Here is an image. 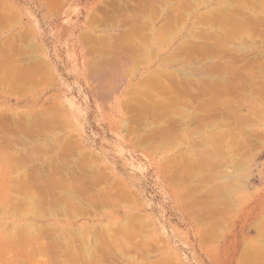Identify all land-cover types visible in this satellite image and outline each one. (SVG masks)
Returning <instances> with one entry per match:
<instances>
[{"label": "rangeland", "instance_id": "1", "mask_svg": "<svg viewBox=\"0 0 264 264\" xmlns=\"http://www.w3.org/2000/svg\"><path fill=\"white\" fill-rule=\"evenodd\" d=\"M114 1L115 0H110V1L109 0H4V1L0 0V5H1L0 7L3 8V9L2 8H0V9L4 10V11H6L7 9H9V10L11 9L10 10L11 13L15 14L14 16L17 19L16 20L14 17V19H13L14 21H12L13 23H11V21L9 24L5 23L6 25H8V27L6 25L2 24V27H4V28L0 27V31H1L0 32V41L5 39L6 36L13 34L14 32L15 33L16 32L17 33H20V32L25 33L26 35L30 34L29 37L31 36V38L27 39L28 42H31V44L28 45L30 48L29 51L31 50V52H30L31 54H29V55H32L31 58L34 62L36 61V59H39L41 62L44 61L45 63H47L46 64L47 66H45L44 64H41L40 61H36V63L38 62L37 64L40 63L39 64L40 68L42 67L41 65H43L44 69L47 70V76L45 77L46 82L44 81V83H42V81H41L42 84L39 82L40 84L32 85V87L34 86L33 89H31L32 88L31 87L29 89V91L28 90H25V92L23 91L24 93H22V91H20L22 93V95H17V93L19 91L16 93L13 92V94L11 92V94H10V91H7L6 89L0 87V113H1L0 117L2 114H5L4 115L5 117L10 116L11 119H9V120H11L12 123L9 120H7L6 122H9L11 124H14L16 116H17V120L21 119L20 121H17V123L19 122L17 125L21 124V125H19L20 127L18 126L19 129L17 131V133L19 132L20 135H22L21 132H23L22 131L23 126H24L23 123L26 124V126H24L25 129L30 128L29 130L27 129V131L35 130V132L33 131L34 132L33 135H31L33 133V132L31 133V131L29 132L30 134L27 133V135L28 134L30 135L29 139L26 138L28 136H25V139H27V140H25V142H26L25 146L23 145L24 142H22V141H21L22 143L15 142L13 144L14 147L11 146L12 144H10L9 150L10 151L13 150V148H15L17 145H21V146L23 145L24 147L23 146L22 147L17 146L16 148L19 147L18 149L22 150L21 152H23V148H25L26 150H28V151L25 150V153L28 152V154L31 153L30 155H32L34 152H36V151H34L35 148L33 150V147H37L38 146L37 143L39 145L44 144V146H45V144L48 145V144L53 143L54 141H60V140H73L74 141L75 140L74 141V142H76L75 145L79 144V147L81 149L80 153L84 154L85 152H87V153L89 152L90 155L93 154V155H95L94 157L97 156V158H95L96 160L94 159L95 164H94V162L91 164V166L94 169L96 167L98 170H100L101 168L104 170L107 169L105 172H107V174L110 176L109 178L112 177L111 180L113 182L117 181V185H119V187L122 185V187L126 191L131 193L134 201H132L130 203H127L129 201L125 200L123 202V204H118V205H115L114 207L108 206L109 208H107V209L104 208L105 209V210L103 209L104 211L102 210V208H99L100 209L99 216H97L93 220L91 218H78V219H76V221L75 220L71 221L72 226H76V225L79 226V225H82L84 223L87 225L90 223H93V222L98 223L100 220H101V222L107 221L108 218L109 219L112 218V220H114V221H121V220H124L125 217L127 218V216H129V215L130 216L135 215L134 217H137V219L139 218L140 220L143 219L142 221H138L139 219L136 220L137 225L142 224L143 226L141 225V227H140V229L142 228L141 231H139L140 229L136 230V227L134 228V230H136L137 234H139L140 236L138 238H136L135 236L133 237L137 240L141 238V240L138 241V243H140L139 246H142V248L140 249V252L138 250V248H140V247L136 248L137 250H135V249L132 250V246L129 245L130 247L128 246V249L127 250L125 249L127 251V254H126V251H125V253L124 252L121 253V251H119V250L117 252L116 251L112 252V254H109V255L104 254L105 259L106 260L108 259L110 261V263L112 262L111 264H154L155 261L163 259V258L167 259L166 261L167 262L169 261L168 263H171V264H260V262L257 261V254H255V253H256L257 249L261 250V248H264V235H262V232H261V230L264 229L263 228L264 226L261 227L262 224H264L263 223V218H264V141L263 142L261 141V138H262V140H264V137H261L263 135L262 132H264V118H263L264 117V110H263L264 99L261 97L264 95V94H261V93H264V86H263L264 74L261 75L259 73L260 71L264 72V68H263L264 65L262 67L259 66V62L262 63V61H260V57H258V56L263 55L262 56L263 58L262 57L261 58H262V60L264 59V48H262L264 46V43H263L264 36H262V35H264L263 34L264 28L262 26H264V25L260 26L261 24H264L263 22L261 23V20H262L261 16H263V19H264V9H263L264 6H263L262 10L259 7H257L259 11L258 10L254 11V12H256L255 16L259 17L261 19V20L257 19L260 21V23L257 22L256 25L258 26L260 24L259 26H260V28L262 27L263 32H261L260 29H259V31L262 34L256 30L257 28L255 29V27H257V26H255L254 29L256 30V32H258V34L256 32H254L255 30L253 28L252 29H253L254 33L251 32L252 29L249 30L248 33L250 34V36L252 37L254 34V35H256V39H253V37L252 38L250 37L251 39L248 38L249 40H246V41L251 43V44H249L247 42L244 43V41L246 39V37H245L244 41H243V39L241 40V43L239 44V46L245 50L248 49V51L246 53H250V52L251 53L247 54L248 56L242 55L243 59L241 56H239V58H241L243 60V62H242V60H239V59H238V61L235 60V62L237 63V64H235L236 67H237L238 63H239V65L241 64L242 66H244L243 65L244 62H246V63H244L246 65H247V63L249 65V63L252 62V66H250V67H251V73L254 74L253 78L255 77L256 73H259L258 75H256V78H254L257 81L252 80L256 83H254V82L251 83L250 81H248L249 83L247 84V82H246L247 78L246 77H245L246 80L239 79L240 77L242 78L244 76L243 74L246 75V73H248L245 70H243V72L245 71L246 73L241 72V73H243L242 76L237 77V79H239L240 82H239V80L237 81L236 79H235L236 80L235 82H236V85H238V84L241 85V83L243 81L242 85L247 84V86L245 85L246 89L250 85L251 88L249 86L248 90H249V88L253 89L252 87H256V86H259L261 84L259 87H256V88H258V90L256 88H254V92L256 90L258 92H260V90H261V93H259V95H261V96H259V97H261L260 98L261 100H259L258 103L262 104L261 107H262L263 112L260 110V113L262 112L263 117L261 115H259L258 118H255V122L253 120V122L255 124L249 125L246 123V125H244V127L249 125V128L248 127H246V128L249 130L252 128L251 132L247 133V131L243 130L244 129L243 124L241 125V128L243 127V129H241V131L243 130V132L242 133L240 132L242 136L244 134V136H243L244 138H246V137H250V138L253 137L254 139L260 138L259 139L260 144H258V142H256L257 139L254 140L253 138H251V139L247 138V140H246L247 143H246V141L243 142L244 143L243 145H245V143H246L247 147H246V145L242 146L240 144L241 148H243V149H241V148H238L239 146L237 147L235 145L236 146V147H234V148H236L235 153L238 154L239 151L242 153V155H240V153L237 155L238 162H240V164L242 165L241 168H239V169L234 168L232 166L231 162L226 158L227 154L224 155V157L227 159L226 163L228 164V166H227V164H226V166L223 165V167L225 166L224 168L222 167V165L220 167L216 166L213 163V161H211L213 163V165L211 162H210L211 164L208 162L210 164L208 166L212 167V169L214 168L213 170H216L217 168H221V169L223 168V170H224L227 167L226 171L227 172L231 171L230 172V179H232V181L230 179L229 180H230V183L234 184V185L231 184L232 187H236V189L235 188L231 189V187H230L231 192L228 190L230 192V195L228 193L229 197L228 196L227 197H228V200L231 202H228L225 200L221 202V200H219V199H217L218 201L216 199H213V198H215V196H214L215 194L212 195V194H208V193H202L205 190L208 191L209 186L207 184L209 182H210L209 185L211 187L215 186V183H213L214 180L211 181L210 178L209 179L206 178L207 175H208V177H211L212 175L209 176L210 171L208 172V170L211 168L206 167L207 164H205V162L203 161L205 156L202 157V161L204 162V164H201L200 162L199 163L202 166H204V170H205V167L207 169L208 168L209 169L205 170L207 172L206 175H203L206 173L203 170V172H204V173L202 172L203 178L200 177L202 175L200 173H198L199 172L198 169L201 171H202V169L196 165L198 163V160L201 161L199 159L201 157L197 156L199 154L197 152H201V148L204 146V142H205L204 139L208 138L207 135H209V136L214 135V132L218 131V126L220 124L221 125L223 124L224 126L227 127L226 123H231L229 121H233V125H235L234 123H237L240 121V118H238L239 120L236 119L237 118L236 116L239 115V113L238 114L236 113L237 115L235 114L236 108H237L238 112H241L240 114H242L244 116L246 113H248V111H247L248 110V108H247L248 100L246 99V95H244L247 90L245 89L244 86L242 87L243 89L237 88V91L239 93H241L242 96L238 95L239 93L236 92V89L232 90L230 93L227 91L228 92L227 94L228 95L230 94L229 98L231 97V93L233 91L236 92V94L233 92L232 94H234V95H232V96H234V97H231V98H233V100L235 99L234 100L236 102V104L234 102L235 106L232 105L233 104L232 102H231L232 104H230L229 100L231 98L227 99L228 95L226 93L225 94L227 95L226 96L227 98L224 97L225 94L223 92H222V94H224L223 97L220 96L218 93H215L216 89L213 87V85L217 83L218 79L220 82V80H221L220 78L222 77V75L225 76L224 79L225 78L231 79V76H230L231 73L228 75V73H229L228 71H226L224 73V72H222L223 70L220 71L218 69L220 72L217 71L214 73V74H216V73L217 74L214 75L213 74L214 70L212 69V68H214L213 65H215L214 63L216 61L218 62V60H219V62L221 61L220 63L224 64V62H226L228 65V62L235 58V57L233 58L232 55H230V53L224 52L226 55L224 53L219 54L220 52L217 54L215 52L207 53V54L206 53L203 54L204 52H202V54L200 52H196V53L191 54L192 52L188 50L189 51L188 53H190L191 55L186 53L187 54V55L185 54L186 57L188 55L192 56L195 54L197 55L198 53L200 54V55L198 54L199 56L198 55L196 56L197 58L195 56L193 58L191 57L192 60L189 57H188V59L186 57H184L187 59V61H186L187 63L189 60H191V61H189L188 64H185L184 61H183L184 62L183 64H180V63H182V60H181V62H178V63H177V61L174 62V61L170 60V57L168 59V56L170 55V53H173V50H175L177 45H180V44L182 45V43H184V40L186 38L190 39V40H191V38H193L194 40H197L198 42L200 41L199 44L203 41V39H204V41L201 44L207 43V40H209L208 42H210V40H211V42L215 41L214 36L212 35L213 37L211 38V34H210V32H212L214 30L213 29V27H215L214 23L211 24V25H213V27H210L209 23H211V22H208V21H206L204 23L202 22L204 24L203 25L202 23H199V22L197 23L195 21V19H197V21H198V19H199L198 17L201 15H204V13L207 14L213 9L215 11L220 7L223 8L227 5L229 6L233 2V0H195V1L192 0L195 6L193 4L192 5L195 8L193 6H189V8H188V4L185 5V7L188 8L186 10H190V7H192L191 11L193 13H190V11L188 13L187 11H185V9H183L184 12H187L185 14H187V15L189 14L188 16H185L186 18L184 17L186 20L184 18H181V17H179L180 20L176 19L177 17L175 19L171 18L172 19L171 21L173 22V26L171 24L170 25L173 29L171 32L170 31L167 32V29L165 31L162 30L163 33L166 32L165 34L161 33V31H157V29H158L160 24H161V26L163 25L162 24L163 20L167 21V18H165L166 14L168 15V20L170 19L169 16L173 15L172 13H174V12L171 13L170 11H173L172 8L174 6H171V5H172V3L176 4V1H178V0H176V1L172 0L171 1L172 3H169L170 0H162V1L159 0V2L160 1L162 2V3L160 2L161 4L164 3L163 1L166 2L162 6L164 9L161 7V4L158 3L157 0H154V4L157 3V5H155V6L151 5V4H153L151 2L152 0L151 1L147 0V2L149 1L151 4L148 3V5H147V3L145 1L144 3H146V6L151 5L150 7H152V8L154 7V9H152V10H150L151 9L150 7H147L149 9L147 11H145V9H144L145 4L142 6V2L144 0L140 3L141 5H139V6H141V8H143V10L139 6H137L139 4L138 2H140V0H138V2H137V0H135V1L133 0L134 1L133 3L137 2V3H135V5L137 4L136 5L137 8L138 9L140 8L141 11H144V12H140V10H139V12L141 14L144 13V15L146 12V14L149 17L148 16L146 17L143 14H142V16H140L141 14L138 11L136 12L137 8L135 7V5H134V7H131V6H133L132 0L131 1L128 0V1H130L129 2L130 4L127 3L128 2L127 0H123V1L122 0H116L117 2L120 3V5H119L120 8H121V6L124 5L123 8L126 9L123 11L124 13H126L125 11L128 10L127 6L129 5L128 7H130V9L132 11L129 9L130 12L129 11H127V12H129L132 15H137L136 13H139L140 14V15H138L139 18L140 17L143 18V16H144L143 19L149 20L146 22H149V23L151 22L150 24H152V27H153V31H151L152 27L148 26L149 23L146 24L144 21V24H146L149 27V28L147 27L144 31L146 33L150 32V34L148 33V35H147L144 32L142 34L143 36L139 35L143 32V30L140 28L143 25V22H142L143 20L140 18L141 21H139L138 20L139 18H138L137 19L138 22L136 21L137 23L136 22L135 23L140 24L142 22V25L139 27L140 30L138 29V31L140 33L137 32V34L139 35L138 39L142 38V37L143 38H145V37L147 38L148 36L150 37L152 34L153 35V36H151L152 41H151V39L147 40L146 38H145L146 40H142L143 42L144 41L145 42L151 41L152 42V45H151L152 48H150L151 46H149L151 44V42L142 43V41L140 42L138 39L136 41V39L133 38L135 40L132 41V40H128V38H127L128 43H130V42L131 43L129 44V47H128L129 48L128 53H125V51L123 50L125 48V46H123V45L127 42V40L125 43H122L119 39V41L123 44L122 45L123 47L121 46L123 49H120V50H123L122 52L125 53L124 54L121 52V54H120L121 58L115 56L117 54L112 55L113 52L117 51V48L115 49V47H116V45H118V43H117L118 40L112 41V39L113 40L115 39L112 36L116 34V36L120 37V35L122 34V33H120V31L121 32L125 31L124 33H127L130 29H132L131 25L134 24L133 23L134 21L131 20L132 21V23H130L131 25H129V22H126L128 24H125V25L129 26L130 29H128L129 27H127V28L124 26L121 27L125 22L123 23V21L118 16L116 19L117 20L120 19L121 23H120V21H118V23H117V20L114 19V17H116L114 15L116 13V11L119 9L117 11V13H119V11L121 10L118 7L117 9L114 8V10L115 9L116 10L113 11V9H112L113 4L114 3L118 4ZM192 1L190 0L189 3L191 4ZM243 1H246V0H242V2ZM108 2H110L109 4H112V3L113 4L108 6L107 5ZM242 2H239V3H242ZM248 2H250V1H248ZM248 2H247V4H248ZM121 3L123 5H121ZM239 3H237V5ZM251 3H250V5H251ZM254 3H253L254 6H256V4L258 5V3H255V4ZM125 4L127 6H125ZM170 6H171V8H170ZM155 7L158 8V10L160 12V13H157L158 15L154 14L157 10ZM239 7H240V5L238 6V9L240 10ZM104 9H106V10H104ZM174 9H178V8L174 7ZM208 10H210V11H208ZM246 10H249V9H246ZM149 11L150 12L153 11L151 13L154 15L153 16L154 18L151 16L152 14ZM147 12H149V13H147ZM246 12H248V11H246ZM246 12H245V14L248 15L249 13H246ZM133 13H135V14H133ZM110 14L112 15V17L113 16L114 17L112 18ZM130 14L128 16H131ZM124 15H122V16H124ZM157 16H159V18ZM179 16H181V15H179ZM90 17H92V18L90 19ZM134 18H137V17L134 16L133 20H134ZM155 18H156V20H154ZM173 19L177 20V22L174 21ZM195 23H197L196 26H195ZM116 24H117V26H116ZM136 24H135V26H136ZM146 25L142 26L143 29ZM205 25H207V26H205ZM219 26H221V24H219ZM223 26H225V24H223ZM133 27H134V25H133ZM171 27H170V29H171ZM174 28H176V29H174ZM126 29L128 30L127 32H126ZM147 29H148V31H146ZM196 31H198V32H196ZM199 31H203L204 33L199 32ZM207 31L210 35L207 34ZM135 32H136V30H135ZM158 32H160V33H158ZM193 33L195 35L196 34L198 35V36H196V38L198 37L197 39L195 38V36L191 35ZM84 34H86V35L82 36ZM137 34H136V36H137ZM200 34L201 35L205 34L206 36H210V37H208V39H207V38H205L206 36L204 35V38H203V37H201ZM87 35L88 36L90 35L91 38H89V37L87 38ZM106 35H108V37H106ZM109 35H110V39H109ZM133 35L135 36V34H133ZM124 36L125 35H123V37ZM260 36H261L262 40L260 39ZM132 37H129V38L132 39ZM93 38H96V39L93 41V40H91ZM106 38H108V39H106ZM254 38H255V36H254ZM104 39L109 40V41H102ZM121 39H122V41H123V39L125 41L126 36L124 38H122V35H121ZM198 39H200V40H198ZM115 42L117 44H115ZM259 42H260V44H259ZM246 43H247V45H245ZM257 43L259 44V48H258ZM138 44H140V45L138 46ZM145 44H147V45L149 44V45L147 46ZM119 45H121V44H119ZM142 46L144 49H142V48L140 49V47H142ZM145 46H146L147 50L145 49ZM34 47H35V49H33ZM117 47H118V52H120L119 51L120 46H117ZM153 47H154V49H153ZM108 48H110L111 50L114 48L113 49L114 51L112 52V51H110V49L108 50ZM32 50L33 51L35 50V51L33 52ZM145 50L148 52H146ZM26 51H27L26 53H28V48L26 49ZM32 52H33V54H32ZM118 52H116V53H118ZM253 52H256V53L254 54ZM1 53L2 52H0V54ZM122 54H124L125 56L127 55L126 60H125V62L121 61L120 64H118L121 67L119 66L120 68H117V70H116L115 65L118 62L116 64H115V62L118 61V59L123 60L122 58L124 56L122 57L121 56ZM256 54H258V56ZM16 55H18V54H16ZM16 55L14 57H16ZM223 55H225V56H223ZM114 56L117 57L115 59L116 61H112V59L114 60V58H112ZM0 57H1V55H0ZM245 57L246 58L249 57V58L246 59ZM253 57H254V60H251V59H253ZM257 57L259 58V62H258ZM25 58L26 57H24V59ZM103 58H109V59H107V61H110V59H111V62L114 63L113 64L110 62L111 65H114V66H112V68L113 67L114 68H113V70L110 69L111 67L107 68V69H110V71H108V73H106L107 70L105 69L106 67H109V66H107L108 64H106L108 62H106V63L104 62L105 68L101 69V71H99L100 69H97V71H95L96 67L97 68H98V66L100 67V65H98V64L103 63L102 62L103 60L101 61V59H103ZM237 58H235V59H237ZM24 59H22V60H24ZM124 59H125V57H124ZM181 59H182V57H181ZM186 59H184V60H186ZM224 59H225V61H224ZM228 59H229V61H228ZM104 60H106V59H104ZM169 60L172 62H170ZM255 60H256V62H255ZM232 61L234 62V60H232ZM257 62H258L257 66H254ZM231 63H230V65H231ZM253 66L257 69V70H255V68H254L253 71H258V70L259 71L253 73V71H252ZM258 66H259V68H257ZM92 67L95 68V70H92ZM102 67L103 66H101V68ZM260 68H262V69H260ZM175 69L183 70L184 72L190 73L189 74L190 78L188 79V77L186 76L187 79L183 78L184 81L187 80L186 82L189 81V83H194L195 81H198L195 83H197L196 86H198V84H199V86H198L199 88L198 87L195 88L194 94L197 93L195 96L198 95V97H199V95H200L199 98L205 100V101L204 100L201 101V99H200L199 100L200 102H199L197 100L198 99L197 97L192 96L194 94H192V92H191L192 89H191V90H189L191 92L189 94L192 96V98H190L191 96L187 92H185L184 94L188 95V96L183 95L184 96L183 97L181 95V97H183L181 99L183 100V99H185V97H186V99H189V98L195 99L197 101V103L195 100L189 99L192 104L194 102V106L192 104L189 105L190 104L189 100L188 101L186 100L188 102V105L190 107L192 106L191 111H189L190 109L187 110V108H190V107L187 104H185L187 102H185V100H184L185 103L183 101L182 102L187 107L185 108L184 106H182V108L185 111H187L188 113H193V114L196 113L195 115L200 114L199 116H201V115L206 116L207 112L208 113L212 112V113H210V115L207 114L208 116L206 118L202 117V118H205L204 120L202 118L201 119L198 118V120H200V123H201V125H200V123H198L199 121L196 119L195 120L198 122H192V123H194V124H192L191 122H188V120H186V118L183 119L185 121H182V119L181 118L179 119V117L176 118V116H169L168 112H167L168 114L166 113L167 116H166V114H165V116H162V117H166L163 119L161 117V115H163L164 112H166V111H163V108L162 109L159 108L162 111V112L160 111L162 114L161 113L158 114V116L160 115L159 118H158V116L156 117L157 114L155 115V117H151L152 114L150 115L149 113H147L149 115L148 116L145 115L147 117L145 120L146 122L142 123V121H143L142 119H144V118L143 117L140 118L139 116H142L141 113L146 114L147 110L144 109L145 107L153 106V108L155 107V111L157 110L156 109L157 107H161L160 103H162V102H159L157 97L155 98L156 99L155 101H158V102L150 101L151 100L150 96H149L150 92L153 93L154 95H157L161 100H165L166 97L168 98V100H170L171 96L174 97L176 92H179V91H177V89H175L176 91H174V93L171 94L169 92V94H167L168 92L167 93L165 92V91H167V90H165L166 88L161 90L160 88L158 89V86H157V88H155L156 87L155 85L152 86V87H154V89L151 88V91H150L148 89V87L145 86V84H143L141 81L146 76H149L151 74L155 75L158 72H162L163 70H164L163 71L164 73H165V71L169 73V71L171 72V70H175ZM102 70L103 71L105 70L104 71L105 74ZM114 70H116L115 73H114ZM92 71H94V72H92ZM112 71H113L114 75H111V73H109ZM101 72L103 74H100ZM210 74H213V75H210ZM191 75H192V77H194V79L191 78ZM208 75H210V76H208ZM259 75H261V77L258 78L257 76H259ZM202 76L205 80L202 78ZM207 77H208V80L210 78V81H212V82L208 81ZM107 78H109V80ZM201 78H202V80H200ZM178 79L180 80V78H178ZM190 79H192L193 82H191L192 80L190 81ZM212 79H216V80H214L216 82H213ZM230 79L228 82L229 85H230ZM262 79H263V81H262ZM171 80L166 81V84L169 87H172L171 85H173V83H174L173 81H172L173 83H171L170 82ZM179 80H177V81H179ZM203 80H204V82H201ZM184 81H183V83H184ZM180 82H182V81L180 80ZM186 82H185V84H186ZM104 83H106V84H104ZM108 83H109V85H108ZM175 83H174V86L177 85V84L175 85ZM194 84H192V85L190 84V85L194 88V87H196V86H194ZM256 84H258V85H256ZM178 86H181V84ZM187 86L189 88L191 87L189 85H187ZM202 86H203V88H202ZM182 87H185V85L184 86L182 85ZM182 87H180V88L182 89ZM172 88H174V87H172ZM172 88H170V89H172ZM142 89H143V91H142ZM144 89H146V90L144 91ZM185 89H187V88H185ZM204 89H206V90H204ZM213 89H215V90H213ZM224 89H226V87H224ZM230 89H231V87H230ZM240 89H242L243 91ZM196 90H198V92L200 90V92L198 93V92H196ZM202 90H204L205 93L203 91L202 92L203 94H202L201 93ZM146 91H148V96H149L148 99H150V100H148L146 97L147 96V94L145 93ZM185 91H188V90H185ZM212 91H213V93H212ZM240 91H242V92H240ZM252 91H251V93H253ZM157 92H159L161 95ZM162 92L164 94H167L168 96L167 95L165 96L164 94H162ZM243 92H245V93H243ZM178 94H181V93H178ZM201 94L203 95V97L201 96ZM215 94H217V95H215ZM214 95L220 101L225 100L226 106H224V107L228 108L227 111L229 110V113H230V110H232L231 107H235L232 110V111H234L235 117L232 115L233 113H230L231 115H229V113L226 112V109H224V111H225L224 113H223V110H221V114H223V115H221L219 113L220 114L219 116H215V112H213L215 110H212L211 107H213L215 105L213 107V109H215V107L217 108L216 105H218V103L220 101L218 100V102L214 103V101H212V100L217 101L216 97L212 99V97H214ZM151 96H153V95H151ZM163 96H164V98H163ZM219 96L222 98H220ZM239 96H241L242 98L245 97L244 99H241L242 102L239 100L241 98ZM140 98L145 100V102H147L149 105L147 104V106L144 107L142 104L146 105V103H143L144 102L143 101L141 104L142 99L140 100ZM233 100H231V101H233ZM209 101H212V102H209ZM201 102H203V103H201ZM56 103L63 105V107H64L63 112H62L63 114L61 113V115H64L63 117L65 119V122H63L64 120L63 121L60 120V123L62 122L64 124L61 123V126L59 124L58 125L53 124L50 127H48V126L44 127V125H46V124H43V126H40L37 124L36 128L40 127V130L43 132H41L39 129H34L36 125H34L33 127L30 126V125H33L34 123H36L37 120L35 121V118H38V117H39V119H38L39 121H37V122L42 123L44 121L43 114H46V116H48V113L44 112V110L47 111L48 108H52V106ZM124 103H125V105H124ZM200 103L203 105L204 110L208 109V107H210V106H211L210 107L211 110L200 111V110H203V109H199V107H201ZM204 103L208 104V106L205 104V108H204ZM237 103H238V105H237ZM128 104H129V106H128ZM198 104H199V106H198ZM239 105L242 107H240ZM219 106H220V104H219ZM178 107H179V105L177 106V108ZM195 107H197V109ZM222 107L220 109H223ZM128 108H131V109H128ZM150 108H148V109H150ZM177 108H176V111L174 110V113L179 112V111H177ZM180 109H181V106H180ZM141 110H143V111L146 110V111L142 112ZM194 110L196 112H194ZM41 113H43V114L41 115ZM174 113L172 115H175ZM7 114H8V116H6ZM211 114H212V116H211ZM40 115L43 117V119L40 118ZM52 115H53V113H52ZM153 115H154V113H153ZM225 115H227V116H225ZM22 116L24 117L23 118L24 122L22 121V118H21ZM5 117H3V119ZM217 117H219V119H217ZM8 118H6V119H8ZM174 118H175V120H174ZM6 119H4V120H6ZM24 119H26V122ZM60 119H63V118H60ZM225 119H228L229 121L228 120L225 121ZM256 119H258L257 121H259L261 123L257 122ZM4 120L3 121L1 120L2 122L0 123V143H2L7 137L10 138V136H9L10 133L8 132V128H9L8 126H10V125L7 123L8 124V126H7L4 123ZM32 120L34 123L32 122ZM40 120H42V121L40 122ZM66 120H67V122H66ZM173 120L175 122H177V124L174 123ZM215 120H217V121H215ZM206 121L207 122L209 121L211 124L206 125V123H205ZM224 121H225V123H224ZM58 122H59V120H58ZM169 122H170V124L172 123L171 125L172 126L174 125V127H171ZM178 122L179 123L185 122V123H183L184 125H182V124H179ZM204 124H205V126L201 129L202 125H204ZM231 124H228L229 127H227V128L225 127L224 129L231 128L232 127ZM17 125H14V127L15 126L17 127ZM168 125L170 128H168ZM196 125L201 126V127L200 126L197 127V128H199V129H197V131H199V132H196L197 134L195 133L194 130H193L194 133L192 132V130H190V129H193L194 127H196ZM211 125L212 126L214 125L215 128L212 127ZM237 125H239V124H236V126ZM162 126H165V127H163L165 132L162 131L163 130V129H161ZM220 126H219V128H221ZM236 126H235V129H236V131H238ZM166 127H167L168 131H167V129H165ZM175 127H176V129H175ZM233 127H232V129H230L231 132L233 130ZM238 127H240V125ZM41 128H43V129H41ZM172 128H173L174 132H169L170 131L169 129L172 130ZM178 128H180L179 129L180 131L178 130ZM181 128H182V130H181ZM259 128H262L261 129L262 131H260L262 133V135L260 133H257L258 136H254L256 134V132L253 133V130L258 131V130H260ZM204 129H207V130H204ZM189 130L191 131V133L196 134V135L190 134ZM201 130H202V132H200ZM239 130H240V128H239ZM156 131L161 133V135H163V136L161 137L160 134H159L160 135L159 136ZM236 131H234V132H236ZM6 133L7 134L9 133L8 136ZM247 134H249L250 136ZM147 135H149V136H147ZM235 136H236V138H238L237 134H235ZM235 136H233L232 138H234ZM238 136H240V135H238ZM155 137H158L159 139L155 138ZM3 138H4V140L2 141ZM22 138H24V137H22ZM19 139L20 138H18V140ZM252 139L254 140L255 143L253 142ZM249 140L252 141L251 145L249 143L250 142ZM27 141H28V143H27ZM241 142H242V140H241ZM191 143H193V144H191ZM231 143H232V145L234 144L233 142H231ZM72 145H74V144L72 143ZM200 145L201 146L203 145V146L201 147ZM249 145L250 146L253 145L252 149ZM189 146L192 147L193 151L188 150V148H190ZM197 146L199 148L198 151H197ZM248 146L250 149H247V150L251 153H249V152L247 153L246 148H248ZM27 147H29V148H27ZM30 147L33 150L32 152L30 150L31 149ZM71 147H75V146H71ZM10 148H12V149H10ZM194 148H196L195 149L196 151L194 150ZM10 151H9V153H10ZM208 151H209V153L212 154V150H211V152H210V150H208ZM13 152H14V150H13ZM18 152L20 153V151H18ZM46 152H48V151H46ZM188 152L189 153L194 152V153H193V155H190V154H188ZM37 153H40V152H36V154ZM49 153L50 152H48V156L51 155V153L50 154ZM209 153L208 152H207V154L202 153L201 156H203V154H205L207 156ZM214 153L216 154V152H213V154ZM223 153L220 152L221 155ZM243 153H245V154H243ZM21 154H23V153H21ZM41 154H42V152H41ZM183 154H184V156H183ZM194 154H197V155L195 156ZM213 154H212V156L210 155L211 159L215 155V154L214 155ZM221 155H220V158H221ZM32 156H34V155H32ZM36 156H39V154ZM44 156H46L45 158L48 157L47 154ZM215 156H214V158H215ZM188 157H191V158H188ZM224 157L222 156L223 160L225 159ZM185 158L187 160L186 162H188L190 164V166H188L189 164L187 165L188 169L186 166L187 163L182 162L183 160L185 161ZM176 159L178 160V162ZM205 159H206V161H209V160H207V157ZM196 160H197V163H196ZM171 163H173V164H171ZM169 164H171V165H169ZM176 164H177V166H176ZM182 165H184V166H182ZM194 165L196 167H193V168L194 169L198 168L197 173L200 175L199 176L195 175L196 177H193L191 175V177H189L190 176L189 172L194 170L191 166H194ZM99 167H100V169H99ZM163 167H165V168L167 167L170 169V173L172 174V177L175 175V173H177L178 170L182 171L181 173H183V171H184L186 176L185 175L181 176L180 172H178L179 173L178 176L177 177L175 176V179H173L170 176L171 174L168 171L169 169H167V168L165 169ZM176 167H177V170H176ZM181 167H183L184 170ZM189 167L192 168L191 171L189 170L190 169ZM164 169L168 171L169 175L167 174L166 171H164ZM100 171H102V170H100ZM162 171H164V172H162ZM195 172H196V170H195ZM192 173H194V171H192ZM200 179H203L205 182H202L203 180H200ZM233 179H235L237 182L234 183L235 180H233ZM1 180H2V177L0 178V181ZM173 180L177 181V182H173ZM200 182L203 184H201ZM217 183H218V181H217ZM1 184L2 183H0V185ZM199 184L203 185V186H200ZM4 188H5V186L3 188L1 186L0 189L4 190ZM202 188L203 189L205 188V190L201 192ZM206 188H208V189H206ZM233 190H234V192H233ZM194 191H196V192H194ZM0 192H1V190H0ZM195 193L198 194L199 197ZM1 195H0V203H3L5 201V199ZM19 195L22 196V194H19ZM207 199H209V200H207ZM191 200L194 203H196L198 200L197 208H195L196 206L191 203ZM202 200H204V201H202ZM211 202H212V205H209ZM213 202H214V205L217 204L215 207V208H217V210L212 207ZM219 203H223V204H219ZM199 204H203V206L199 205ZM207 204H208V206L205 207ZM189 206L190 207L192 206L191 208L194 210L193 211L190 210V212H189L190 208L187 209ZM209 206H210V208H209ZM221 208H223L224 210ZM198 209L199 210L201 209L200 211H204V210L205 211L200 212ZM206 209H208V211ZM210 209L212 211H210ZM221 210H222V212H221ZM102 212H103V214H101ZM207 213H209V215ZM0 215H2L1 212H0ZM200 215H201V217H200ZM3 216H0V220L3 219L4 221L2 220V222H3V224L5 222V224L3 225L2 222L0 221L1 222L0 223L1 224L0 229L1 228L3 229V226L8 227L9 223L11 225L13 224V222H14V224L18 223V222L21 224L25 221V220L20 219V218L17 219L18 217H15V216H5L4 214H3ZM203 216H205V217H203ZM197 217H199V219H197ZM217 219H218V221H217ZM261 219H262V222L259 223L261 226H259L258 222H260ZM50 221L52 222V220H50V219H36L34 222L37 223V225L38 224L42 225V224H44L46 222H50ZM138 222H141V223L138 224ZM209 222L211 224H209ZM212 223H213V225H212ZM216 223L217 224L219 223V224L217 225ZM207 224H209L210 226H208ZM144 225H145V227H144ZM214 226H217V227H214ZM9 227H10V225H9ZM206 227H209V229H211V230H209L208 228L206 229ZM203 228H204V230H203ZM205 230L208 232L203 233V232H205ZM209 231H211V232H209ZM263 232H264V230H263ZM207 233H211V235L210 234L208 235ZM204 236H206L208 238H204ZM135 239L134 240L132 239L133 241H131V243L136 242L137 240L135 241ZM142 239H144V240H142ZM138 243H134V244L138 245ZM145 243H146V246H145ZM134 244H131V245H134ZM152 244L154 247L152 246ZM155 244H156V246H155ZM136 245H134V247H136ZM125 248H126V246H125ZM130 248H131V250H129ZM134 251H137V252H134ZM47 253L48 252H46V254ZM50 253L48 255H46L44 252H42L41 254L40 253H36V254L34 253V254H31L33 256L31 258L30 257L29 258L31 261L33 259V262H34V260L36 261L38 259V260H40L41 264H43L42 261H44L45 258L50 259L52 257V255H50ZM53 253H55V250L53 251ZM128 254L131 257L127 256ZM54 255L55 254H53V256ZM56 256H57V254L54 257H56ZM57 259H60V258L58 257ZM105 262L107 264V261H104L103 263H105ZM110 263H108V264H110Z\"/></svg>", "mask_w": 264, "mask_h": 264}, {"label": "bare ground", "instance_id": "2", "mask_svg": "<svg viewBox=\"0 0 264 264\" xmlns=\"http://www.w3.org/2000/svg\"><path fill=\"white\" fill-rule=\"evenodd\" d=\"M4 1V0H3ZM110 1V0H109ZM123 1V0H122ZM128 1V0H127ZM131 1V0H130ZM130 1H128L127 3H129ZM135 1V0H134ZM133 0H132V3L134 2ZM143 0H140V2H138V0H137V2L139 3L137 6H139V5H141L140 3L142 2ZM146 1V3H147V5H148V3L149 4H151L149 1H151V0H149L148 2H147V0H144L143 2H142V6L145 4V11H147V10H149L147 7H150L151 5H153V6H155V5H157V3L156 4H154V0H152L151 2L153 3V4H151V5H149V6H146V3H144ZM158 1V3H160L159 2V0H157ZM172 0H170L169 1V3H172L171 2ZM174 1H176V0H174ZM186 1V2H185ZM192 1V0H191ZM195 1V0H194ZM248 1H250V2H248ZM246 0V1H243L242 2V0H233V2L231 3V5H227V6H225V7H220V8H216L217 10H215L214 11V9L213 10H208V11H210L209 13H204V15H201V16H199L198 18V21H197V19H195V21L198 23H204V22H206V21H208V22H211V23H209V25H210V27H213V25H211V24H213L214 23V25H215V27H213V31L212 32H210V34H211V38L214 36V39H215V41H212L211 42V40H210V42H208L209 40H207L208 39V37H210V36H206L207 34L208 35H210L209 33H208V31H207V34L205 35L206 37L205 38H207L206 40H207V43H203V44H201L203 41H204V39H203V41L199 44V42L197 41V40H194L193 38H191V40L190 39H185L184 40V43H182V45L180 46V45H177V47L175 48V50H173V53H170V55L168 56V59H169V57H170V60H172V61H174V62H176L177 61V63L178 62H181V60H182V63H180V64H183L184 62H185V64H188L189 63V61H191L192 60V58L195 56H197L196 54L195 55H192V56H189V55H191V54H193V53H196V52H200L201 54H202V52H204L203 54H207V53H213V52H215L216 54L217 53H219V54H223L224 52H226V53H230V55H232V57L234 58H237V59H232V60H234V62H235V60H237L238 61V59L239 60H242L243 59V56H248L247 54H250V53H246L247 51H248V49H243V48H241L240 46H239V44L241 43V40L243 39V41H244V39H245V37H246V39H245V41H244V43L245 42H247V43H249L248 41H246V40H249L248 38H250L251 36H250V34L248 33V31L249 30H251L252 28L254 29V27L255 26H257L256 25V23L257 22H259L260 23V21L259 20H257V19H260L259 17H256L255 16V13L256 12H254L255 10H258V8L257 7H259L261 10H262V8H263V6H264V0ZM112 2V1H111ZM114 2H116V3H118V4H113V6H112V9H113V11H115L118 7H119V5H120V3L119 2H117L116 0L114 1ZM126 2V1H125ZM137 2H135V3H137ZM164 3H166L165 1H163ZM178 2V3H177ZM190 2V0H178V1H176V4L175 3H172V5L171 6H174L175 8H178V9H174V7L172 8L173 9V11H170L171 13L172 12H174V13H172L173 15H171V16H169V20H168V15L166 14V16H165V18H167V21H165V20H163V25L161 26V24L159 25V27H158V29H157V31H161V33H163V31L162 30H166L167 29V32H171L172 31V27H171V25L173 26V22L171 21L172 19L171 18H176V19H179L180 20V18L179 17H181V18H184L185 16H188L187 14H185V13H189V11H190V13H193L192 11H191V8L192 7H190V10H186V9H188L189 8V6H193L194 5V3H193V1H192V3L190 4L189 3ZM239 2H242V3H239ZM246 2V3H245ZM247 2H248V4H247ZM252 2V3H251ZM258 3V5L256 4V6H254L253 5V3ZM3 3V2H2ZM110 2H108V6L109 5H112V4H109ZM126 3V4H127ZM135 3H133V6H131V7H134V5H135ZM162 3V2H161ZM160 3V4H161ZM163 3V4H164ZM168 3V2H167ZM168 3V4H169ZM237 3H239L238 5H237ZM250 3H251V5H250ZM254 3V4H255ZM125 4V6H127ZM130 4V3H129ZM163 4H161V7L163 6ZM175 4V5H174ZM188 4V8H186L185 7V5H187ZM193 4V5H192ZM121 5H123L122 3H121ZM132 5V4H131ZM135 5V7L137 8V6ZM240 5V10L238 9V6ZM1 6V5H0ZM129 6V5H128ZM127 6V11H129V9H130V7H128ZM159 6V5H158ZM171 6H170V8H171ZM195 6V5H194ZM193 6V7H194ZM111 7V6H110ZM124 7V5L123 6H121V10L119 11V13H117V11L119 10H117L116 11V13L114 14L116 17H114V19L115 20H117L116 18H117V16L123 21V25L121 26V27H129V26H126L125 24H128V23H126V22H129V25H131L130 23H132V21H134L133 23V25H134V27H133V25H131V27H132V29H130V27L128 28V29H130L129 31L126 29V32L127 33H124V32H121L120 31V33H122L121 35H122V38H124L125 36H126V39H125V41H124V39H123V41H122V39H121V35H120V37L119 36H116V34L115 35H113L112 37H114L115 39L113 40L112 39V41H117V43H118V45H116V47H115V49L117 48V51H115V52H113L114 50V48L111 50L110 48H108V50L110 49V51H112L113 52V54L112 55H114V54H117V55H115V56H117V57H120V54H121V52L124 50L125 51V53H128V47H129V44L131 43L130 41V43H128V40H135L136 39V41H137V39H138V36L139 35H142L145 31V29L148 27V26H150V27H152V24H150L149 22H146V21H149V20H144L143 18H144V16H148L147 14H146V12H145V15H144V13H142L144 16H143V18H141L143 21V25H142V22L139 24H136L137 22H138V20L139 21H141L140 20V18H139V16L138 15H140L141 13L140 12H144V11H141V9L143 10V8H141V6H139L140 8L138 9L137 8V10H136V12L138 11L139 12V10H140V14L139 13H136L137 15H132V14H130L129 12H127V11H125L127 14L129 13L131 16H128L126 13H124L123 11L124 10H126V9H124L123 8ZM165 7V6H164ZM219 7V6H218ZM0 8H2V7H0ZM114 8H116L115 10H114ZM147 8V9H146ZM151 9L150 10H152V9H154V7L152 8V7H150ZM156 8V7H155ZM163 8V7H162ZM195 8V7H194ZM3 9V8H2ZM157 10H158V8H156ZM155 9V10H156ZM164 9V8H163ZM183 9H185V11H187V12H184V10ZM246 9H249V10H246ZM264 9V8H263ZM9 9H7L6 11H4V10H1L0 9V27H2V24L3 25H6L7 23L9 24L10 23V21H11V23H13L12 21H14L13 19H14V15L15 14H13V13H11V9L8 11ZM104 10H106V9H104ZM131 10V9H130ZM135 10V9H134ZM156 10V12L154 13L155 15H158L157 13H160L159 12V10L157 11ZM175 10V11H174ZM248 11V12H246V11ZM260 10V11H261ZM132 11V10H131ZM246 13H249L248 15L247 14H245V12ZM259 11V10H258ZM150 12V11H149ZM149 12H147V13H149ZM151 12H153V11H151ZM150 12V13H151ZM169 12V13H170ZM123 13V14H122ZM132 13V12H131ZM135 13H133V14H135ZM168 13V12H167ZM252 13V14H251ZM126 16H125V15ZM142 14L140 15V16H142ZM152 14V13H151ZM203 14V13H202ZM111 15V14H110ZM122 15H124V16H122ZM170 15V14H169ZM177 15V16H176ZM179 15H181V16H179ZM183 15V16H182ZM257 15V14H256ZM137 17V18H134V20H133V17ZM152 17L154 16L153 14L151 15ZM150 16V17H151ZM174 16V17H173ZM111 17H112V15H111ZM112 17V18H113ZM149 17V16H148ZM151 17V18H152ZM158 18H159V16H157ZM156 17V18H157ZM92 17H90V19H91ZM118 18V19H119ZM139 18V19H138ZM154 18V17H153ZM156 18L154 19V20H156ZM164 18V19H165ZM186 18V17H185ZM184 18V19H185ZM15 19H16V17H15ZM117 20V23H118V21H120V23H121V20ZM136 19V20H135ZM138 19V20H137ZM147 19V18H146ZM173 19V20H174ZM262 19V20H261ZM261 23L263 22L264 23V19H263V16H261ZM17 20V19H16ZM15 20V21H16ZM132 20V21H131ZM159 20V19H158ZM186 20V19H185ZM137 21V22H136ZM144 21H145V23L147 24V23H149L148 24V26L146 25V24H144ZM174 21H176L177 22V20H174ZM116 22V21H115ZM136 22V23H135ZM155 22V21H154ZM171 22V23H170ZM184 22V21H183ZM230 22V23H229ZM6 23V24H5ZM119 23V24H120ZM197 23H195V26L197 25ZM202 23V24H203ZM135 24H136V26H135ZM171 24V25H170ZM201 24V25H202ZM219 24H221V26H219ZM223 24H225V26H223ZM144 26V25H146L145 27H144V29H143V27L142 26ZM204 25V24H203ZM217 25V26H216ZM260 25V24H259ZM257 26V27H255V29L258 31V32H260L259 31V29L261 30V32H263V29H262V27L264 28V26H262V25H264V24H261L260 26H262L261 28H260V26ZM7 27H8V25H6ZM5 26V27H6ZM116 26H117V24H116ZM141 26V27H140ZM161 26V27H160ZM205 26H207V25H205ZM6 27V28H7ZM139 27L143 30V32L141 33V34H137V32L138 33H140L139 31H138V29H139ZM170 27H171V29H170ZM177 27V26H176ZM2 28H4V27H2ZM1 28V29H2ZM117 28V27H116ZM149 28V27H148ZM157 28V27H156ZM181 28V27H180ZM170 29V30H169ZM174 29H176V28H174ZM253 29L251 30V32L252 33H254V32H256V30L253 32ZM135 30H136V32H135ZM140 30V29H139ZM146 31H148V29L146 30ZM151 31H153V27H152V30ZM1 32V31H0ZM24 32V31H23ZM26 32V31H25ZM119 32V31H118ZM196 32H198V31H196ZM199 32H203V31H199ZM258 32H256L257 34H258ZM260 32V33H261ZM146 33V32H145ZM149 34H150V32H148ZM148 33H146L147 35H148ZM158 33H160V32H158ZM166 32H164L163 34H165ZM204 33V32H203ZM251 33V34H252ZM29 34V33H28ZM112 34V33H111ZM133 34H135V36H136V34H137V38L133 35ZM262 34V33H261ZM264 34V33H263ZM30 35V34H29ZM29 35H26L25 33H13V34H11V35H9V36H6L5 37V39H3L2 41H0V52H2L0 55H1V57H0V87H2V88H4V89H6L7 91H10V94H11V92H12V94H13V92H18L17 93V95H22V93H24L25 92V90H28L29 91V89L32 87V85H35V84H40L41 83V81H42V83H44V81H45V77L47 76V70H45L44 69V66L43 65H41L42 67L40 68V63L39 64H37L36 63V61H40L39 59H36V61L34 62L33 60H32V58H31V56L32 55H29V54H31L30 52H31V50L29 51V44H31V42H28V40L27 39H29V38H31V36L29 37ZM86 34H84V35H82V36H85ZM123 35H125L124 37H123ZM145 35V34H144ZM192 36H195V38H196V36H198L197 34L195 35L194 33L193 34H191ZM201 35V34H200ZM199 35V36H200ZM204 35H201V37H203L204 38ZM213 35V36H212ZM236 37H235V36ZM128 36V37H127ZM133 36V37H132ZM143 36V35H142ZM141 36V37H142ZM151 36H153L152 34H151ZM151 36L148 38H146L147 40L149 39H151V41H152V38H151ZM254 36H255V38H254ZM262 36H264V35H262ZM91 38V36L89 35H87V38ZM106 37H108V35H106ZM129 37H132V39L131 38H129ZM191 37V36H190ZM253 39H256V35H254L253 34ZM251 37V38H252ZM259 37V36H258ZM127 38H128V40H127ZM133 38H135V39H133ZM145 38H139L138 40L141 42L142 40H146ZM198 38V37H197ZM196 38V39H197ZM236 38V39H235ZM250 38V39H251ZM96 38H93V39H91V40H95ZM106 39H108V38H106ZM109 39H110V35H109ZM119 39H120V41L122 42V43H125L126 42V40H127V46L124 44H122L120 41H119ZM260 39H261V36H260ZM90 40V41H91ZM198 40H200V39H198ZM238 42H237V41ZM262 40V39H261ZM102 41H109V40H102ZM111 41V40H110ZM151 41H142V43H149V42H151ZM196 41V42H195ZM116 42H115V44H117ZM137 43V42H136ZM247 43L245 44V45H247ZM254 43V42H253ZM256 43V42H255ZM263 43H264V41H263ZM119 44H121V45H119ZM249 44H251V43H249ZM248 44V45H249ZM258 44V43H257ZM259 44H260V42H259ZM259 44H258V48H259ZM125 46V48L123 49L122 47L123 46ZM140 44H138V46H139ZM145 45H147V44H145ZM149 45V44H148ZM147 45V46H148ZM152 45V42H151V44L149 45V46H151ZM117 46H120L119 47V51L120 52H118V47ZM122 46V47H121ZM135 46V45H134ZM137 46V45H136ZM137 46V47H138ZM179 46V47H178ZM136 47V48H137ZM28 48V53H26L27 51H26V49ZM112 48V47H111ZM144 49L143 48V46L142 47H140V49ZM150 48H152V46L150 47ZM262 48H264V46L262 47ZM33 49H35V47L33 48ZM120 49H123V50H120ZM145 49H146V46H145ZM153 49H154V47H153ZM147 50V49H146ZM145 50V51H146ZM191 51L192 53L190 54V53H188L189 51ZM25 51V52H24ZM33 51V50H32ZM35 51V50H34ZM33 51V52H34ZM37 51V50H36ZM102 51V50H101ZM195 51V52H194ZM33 52H32V54H33ZM103 52V51H102ZM116 52H118V53H116ZM146 52H148V51H146ZM122 53H124V52H122ZM124 53V54H125ZM186 53H188L189 55L186 57ZM246 53V54H245ZM254 54L256 53V52H253ZM16 54H18V55H16ZM106 54V53H105ZM124 54H122L121 56L123 57H125V59H124V57L122 58L123 60H121V59H118V61H116L115 59L117 58V57H112V58H114V60L112 59V61H116L115 62V68H116V70H117V68H120L121 66L120 65H118V64H120V62L121 61H124L125 62V60H126V56L124 55ZM186 54V55H185ZM225 54V53H224ZM3 55V56H2ZM16 55V57H14ZM119 55V56H118ZM185 55V56H184ZM200 55V54H199ZM198 55V56H199ZM226 55V54H225ZM225 55H223V56H225ZM243 55V56H242ZM257 56H258V54H256ZM174 56V57H173ZM182 57V59H181V57ZM221 56V55H220ZM239 56H241L242 57V59L241 58H239ZM250 56V55H249ZM263 56V55H262ZM261 55H259L258 57H260V61H262V63L261 62H259V58L257 57V59H258V62H259V66H263L264 65V59L262 60V57ZM24 57H26L25 59H24ZM30 57V58H29ZM184 57H186L187 59H188V57L189 58H191V60H189L188 61V63L186 62L187 61V59L186 58H184ZM262 57V58H261ZM121 58V57H120ZM197 58V57H196ZM199 58V57H198ZM246 58V57H245ZM249 58V57H248ZM248 58H246V59H248ZM251 58V57H250ZM22 59H24V60H22ZM104 59H106V60H104ZM107 59H109V58H103V59H101V61L103 62V63H99L98 65H100V67L98 66V68L96 67V70H95V68H93L92 67V70H95V71H97V69H100L99 71H101V69H103V68H105V66H104V64L106 63V62H108V63H106V64H108L107 66H109V67H106L105 69L107 70L106 71V73H108V71H110V69L111 70H113V68H112V66H114V65H111L110 64V62H111V59H110V61H107ZM184 59H186V60H184ZM200 59V58H199ZM223 59V58H222ZM256 59V60H257ZM169 60V61H170ZM227 60V59H226ZM232 60H230L229 61V59H228V61L231 63V65H230V63L228 62V65H227V63L226 62H224V64L223 63H220L219 62V60H218V62L216 63H214L215 65H213L214 66V68H212L213 70H214V72H213V74L215 73V72H217V71H222V72H226V71H228L227 73H228V75L231 73V79H230V85H229V79L227 78H225L224 79V77L225 76H223L222 75V77L220 78L221 80H220V82H219V79L217 80V83L216 84H214L213 85V87L216 89H213V90H215V93H218L220 96H222L223 97V95L226 93H230L232 90H235L236 89V92H238L237 91V88H242L243 86L245 87V89H246V86H247V84L249 83L248 81H250L251 83L252 82H254V81H252V80H255L254 78H256V75H258L259 73L262 75V74H264V72H262V71H260L259 73H256V75H255V77L253 78V76H254V74H252L251 73V67L250 66H252V62L251 63H249V65H248V63H247V65L246 64H244V63H246V62H244L243 63V65L244 66H242L241 64L239 65V63H238V65H237V67H236V65L235 64H237L236 62L234 63ZM251 60H254V57H253V59H251ZM256 60H255V62H256ZM100 61V62H101ZM172 61H170V62H172ZM184 61V62H183ZM224 61H225V59H224ZM41 62V61H40ZM44 62V61H43ZM43 62H41V64H44L45 66H47L46 64L47 63H43ZM105 62V63H104ZM241 62V61H240ZM242 62H243V60H242ZM254 62V63H255ZM258 62L254 65V66H257V64H258ZM111 63H113V62H111ZM219 63V64H218ZM226 63V64H225ZM262 65H261V64ZM36 64V65H35ZM114 64V63H113ZM234 64V65H233ZM251 64V65H250ZM39 65V66H38ZM111 65V66H110ZM38 68H37V67ZM101 66H103L102 68H101ZM120 66V67H119ZM253 66V69H252V71L254 70V67ZM259 66L257 67V68H259ZM111 67V68H110ZM107 68H110V69H107ZM264 68V67H263ZM90 69V68H89ZM219 69V70H218ZM260 69H262V68H260ZM116 70H114V73H115V71ZM165 70V69H164ZM163 70V71H164ZM216 70V71H215ZM243 70H245L246 72H248V73H246L245 71V73H246V75L245 74H243L244 72H243ZM255 70H257L256 68H255ZM46 71V72H45ZM91 71V70H90ZM103 71V70H102ZM105 71V70H104ZM103 71V72H104ZM158 72L157 74H155V75H153V74H151V75H149V76H146L141 82L143 83V84H145V86H147L148 87V89L151 91V88H153L154 89V87H152V86H156L155 88H157V86H158V89L160 88L161 90L162 89H164V88H166L165 90H167V91H165L167 94H169V92L172 94V93H174V91H176L175 89H177V91H179V92H176V94H175V96L174 97H172L171 96V99L170 100H168V98L166 97L165 98V100H161L157 95H154L153 93H151L150 92V94H149V96H150V99H148L149 98V96H148V91H146L145 93L147 94V99L148 100H150V101H154V102H158V101H155L156 99V97L158 98V100H159V102H162V103H160L161 104V107H157L156 109V111H155V107L153 108V106H147V102H145V100H143L142 98H140V100H141V104H142V102L143 103H146V105L145 104H142L144 107L145 106H147V107H145L144 109H146V110H141L142 112H145L146 111V114L145 113H141V115L142 116H139L140 118H144V119H142L143 121H142V123L143 122H146L145 120H146V116H148L149 114L151 115V117H155V115H156V117L158 116V114L159 113H161L162 111H161V109L163 108V111H166V112H164V114L163 115H161V117L162 116H165V114L167 113L169 116H176V118L177 117H179V119L181 118L182 119V121H185V120H183V119H185L186 118V120H188V122H198V123H200V120H198V118H202V117H207L208 115H210V113H212V112H207V114H206V116H199L198 114L197 115H195V114H193V113H188L187 111H185L183 108H182V106H184L185 108L187 107V106H185V104H187L188 105V100L190 99V98H192V96H194V97H197L198 99V101L201 99V98H199L200 97V95H199V97H198V95L197 96H195L196 94H194L195 92V88H197L198 86H199V84H198V86H196L197 85V83H195V82H198V81H195L194 83H189V81L188 82H186V81H184L183 80V78H185V79H187L186 78V76L188 77V79L190 78V73H187V72H184L183 70H177V69H175V70H171V72L169 71V73L168 72H166L165 71V73L164 72ZM219 71V72H220ZM259 71V70H258ZM258 71H253V73H255V72H258ZM92 72H94V71H92ZM91 72V73H92ZM241 72H243V73H241ZM262 72V73H261ZM46 73V74H45ZM109 73H111V75H114L113 74V71L112 72H109ZM241 73V74H240ZM100 74H103L102 72L100 73ZM104 74H105V72H104ZM213 74H210V75H213ZM217 74V73H216ZM216 74H214V75H216ZM242 74L244 75L242 78L240 77L239 79H243V80H246V78H247V84H243L242 85V83H243V81H242V83H241V85H236V80L238 81L239 79H237V77H239V76H242ZM117 75V74H116ZM210 75H208V76H210ZM261 75H259V76H257L258 78L259 77H261ZM107 76V75H106ZM207 76V75H206ZM246 77V78H245ZM167 78V79H166ZM169 78V79H168ZM178 78H180V80L182 81V82H180V80L178 79ZM191 78L192 79H194V77H192V75H191ZM202 78H203V76H202ZM202 78L200 79V80H202ZM245 78V79H244ZM108 80H109V78H107ZM106 79V80H107ZM172 79V80H171ZM192 79H190V81L192 80ZM204 79V78H203ZM217 79V78H216ZM216 79H212L213 80V82H216V81H214V80H216ZM236 79V80H235ZM168 80H171L170 82L171 83H175V85L177 86H174V83H173V85H171L172 87H174V88H172V87H169L167 84H166V81H168ZM175 80V81H174ZM177 80H179V81H177ZM196 80V79H195ZM199 80V81H200ZM205 80V79H204ZM204 80L203 81H201V82H204ZM207 80H208V77H207ZM260 80V79H259ZM173 81V82H172ZM183 81H184V83H183ZM208 81H210V78H209V80ZM255 81H257V80H255ZM262 81H263V79H262ZM40 82V83H39ZM46 82V81H45ZM104 82V81H103ZM181 84V86H178V85H180L179 83ZM185 82H186V84L187 85H189V86H191L192 84H194V86H196V87H188L186 84H185ZM191 82H193V80L191 81ZM210 82H212V81H210ZM219 82V83H218ZM239 82H240V80H239ZM238 82V83H239ZM259 82V81H258ZM257 82V83H258ZM41 83V84H42ZM107 83V82H106ZM106 83H104V84H106ZM141 83V84H142ZM245 83V82H244ZM254 83H256V82H254ZM260 83V82H259ZM258 83V84H259ZM262 83V82H261ZM263 83H264V81H263ZM142 84V85H143ZM159 84V85H158ZM170 84V83H169ZM191 84V85H190ZM202 84V83H201ZM258 84H256V85H258ZM108 85H109V83H108ZM182 85L184 86L185 85V87H182ZM217 85V86H216ZM254 85V84H253ZM255 85V86H256ZM261 85V84H260ZM259 85V86H260ZM163 88H162V87ZM187 86V87H186ZM201 86V85H200ZM250 86V85H249ZM248 86V87H249ZM259 86H256V87H259ZM263 86H264V84H263ZM34 87V86H33ZM33 87L31 88V89H33ZM180 87H182V89L180 88ZM224 87H226V89H224ZM230 87H231V89H230ZM248 87H247V91H246V93L245 92H243V93H245L244 95H246V99L248 100V106H247V108H248V113H244L245 114V116L244 115H242V114H240L241 112H238V110H237V108L235 109V114L237 113H239V115H237L236 117V119H238V118H240V121L239 122H237V123H234L235 125H233V121H229L228 119H225V121L226 120H228L229 122H231V123H226V125H227V127H229L228 126V124H231L232 125V127H233V130L235 129V126H236V124H239L240 125V127H238L239 125H237L236 127H237V130L239 131H236V129L234 130V131H236V132H234L233 130H232V132H231V130L230 129H232V127L231 128H228V129H224L226 126H224L223 124V126L221 125H219L221 128H219V126H218V131H216V132H214V135H207L208 136V138L207 139H204L205 140V142H204V146L202 147L201 145V152H197V153H199L198 155L197 154H194L195 156L197 155V156H199V157H201V158H199L201 161H202V157H204V159H203V161L205 162V164H207L206 165V167H209V168H211L212 169V167H210V166H208V165H210L212 162L211 161H213V163L216 165V166H221L222 165V167H223V165H225L226 166V162H227V159L231 162V164H232V166L234 167V168H237V169H239V168H241V164H240V162H238V159H237V155L240 153V155H242V153L239 151H237L238 152V154H236L235 152H236V148H234V147H238V148H241V145L242 146H245L246 145V143H247V138L249 139L250 137H246V138H244L243 136H244V134H243V136L241 135V133L243 132V130H245V131H247V133H249V132H251V130H252V128L249 130V129H247L246 127H248L249 128V125L251 124H255L254 122H255V118H258V116L259 115H261L262 117H263V114H262V112H263V110H264V108H263V110H262V107H261V103L259 104L258 103V101L259 100H261L260 98L262 97L263 99H264V95L263 96H261V95H259V93H261V90H260V92H258L257 90H258V88H256V87H252L253 89H250L251 88V86H250V88H249V90H248ZM170 88H172V89H170ZM185 88H187V89H185ZM189 88V89H188ZM199 88V87H198ZM201 88V87H200ZM202 88H203V86H202ZM205 88V87H204ZM212 88V87H211ZM229 88V89H228ZM254 88H256L257 90L254 92ZM157 89V90H158ZM170 89V90H169ZM174 89V90H173ZM193 91H192V90ZM243 89V88H242ZM242 89H240V90H242ZM2 90V89H1ZM5 90V91H6ZM146 89H144V91H145ZM185 90H191V92H192V94H194V95H190L189 93H191L190 91L188 92V91H185ZM204 90H206V89H204ZM204 90H202L201 91V93L204 91ZM218 90V91H217ZM239 90V89H238ZM253 90V91H252ZM20 91H22V93L20 92ZM24 91V92H23ZM142 91H143V89H142ZM163 91V92H164ZM172 91V92H171ZM181 91V92H180ZM217 91V92H216ZM228 91V92H227ZM243 91V90H242ZM242 91H240V92H242ZM251 91L253 92V93H251ZM27 92V91H26ZM160 92V91H159ZM159 92H157V93H159ZM162 92V94H164ZM185 92H187L190 96V98L189 99H186V97H185V99H181V98H183L184 96L183 95H185L184 93ZM196 92H198V90H196ZM199 92H200V90H199ZM198 92V93H199ZM222 92L224 93V94H222ZM235 94H236V92L235 91H233ZM232 92V93H233ZM21 93V94H20ZM143 93V92H142ZM141 93V94H142ZM144 93V94H145ZM161 93V92H160ZM159 93V94H160ZM178 93H181V94H178ZM204 93H205V91H204ZM212 93H213V91H212ZM221 93V94H220ZM231 93V97H234V96H232V95H234V94H232ZM239 93V92H238ZM258 93V94H257ZM145 94V95H146ZM167 94H164L165 96L167 95ZM203 94V93H202ZM201 94V96L203 97V95ZM225 94V96L224 97H226L227 95ZM261 94H264V93H261ZM144 95V96H145ZM151 95H153V96H151ZM161 95V94H160ZM181 95L183 96V97H181ZM215 95H217V94H215ZM214 95V97H212V99L213 98H215L216 96ZM238 95H241L242 96V94L241 93H239ZM143 96V97H144ZM168 96V95H167ZM185 96H188V95H185ZM206 96V95H205ZM219 96V97H220ZM229 96H230V94L226 97L227 99H230L229 98ZM241 96H239V97H241ZM259 96H261V97H259ZM21 97V96H20ZM170 97V96H169ZM193 97V98H194ZM209 97V96H208ZM222 97H220V98H222ZM163 98H164V96H163ZM207 98V97H206ZM217 98V97H216ZM245 98V97H244ZM244 98H240L239 100L241 101V99H244ZM167 99V100H166ZM211 99V100H212ZM226 99V100H227ZM184 100H185V102H187V103H185L184 102ZM187 100V101H186ZM190 100H195V99H190ZM190 100H189V102H190ZM204 99H201V101H203ZM208 100V99H207ZM218 98H217V101L216 100H212V101H214V103L215 102H218ZM231 100H233V98H231L230 100H229V102H230V104H232V105H234L235 106V104H236V102L233 100V101H231ZM149 101V102H150ZM185 103H183V102ZM196 101V100H195ZM205 101V100H204ZM212 101H209V102H212ZM220 101V100H219ZM223 101V102H222ZM222 101H220L219 103H218V105H216L217 106V108L215 107V109H213V107L215 106H213V107H211V109L212 110H215V111H213V112H215V116H219L220 114H221V110H223V113L225 112L224 111V109H226V112L227 113H229V110L227 111V109L228 108H225L224 106H226V102H225V100H222ZM239 101V102H240ZM244 101V100H243ZM128 102V101H127ZM200 102V101H199ZM208 102V103H209ZM232 102V103H231ZM234 102H235V104H234ZM242 102V101H241ZM263 102V101H262ZM129 103V102H128ZM196 103H197V101H196ZM201 103H203V102H201ZM200 103V106L202 107H199V109H203V105ZM228 103V102H227ZM57 104V103H56ZM54 104L53 106H52V108H48L47 109V111H45L44 110V112H47L48 113V116H46V114H43V113H41V115L43 114V116H44V121L42 122V123H38L37 121H39L38 119H39V117L38 118H35V121H36V123H34L33 122V120H32V122L34 123L33 125H30V126H34V125H36L35 126V128L34 129H39L40 130V127H38V128H36L37 127V124L38 125H40V126H43V124H46V125H44V127L45 126H48V127H50L51 125H53V124H59L60 126H61V123H60V120H64L63 122H65V119H64V115H61V113L63 112V109H64V107H63V105H60V104ZM183 104V105H182ZM192 103L190 102V104L189 105H191ZM205 104L208 106V104L207 103H204V108H205ZM211 104V103H210ZM213 104V103H212ZM219 104H220V106H219ZM225 104V105H224ZM244 104V103H243ZM246 104V105H247ZM124 105H125V103H124ZM149 105V104H148ZM179 105V107L177 108V106ZM188 105V106H189ZM193 106H194V102H193V104H192ZM237 105H238V103H237ZM128 106H129V104H128ZM180 106H181V109H180ZM198 106H199V104H198ZM223 106V107H222ZM240 106V105H239ZM126 107V106H125ZM151 107V108H150ZM190 107V106H189ZM210 107H208V109H206L207 111H209V110H211L210 109ZM223 108V109H220V108ZM228 107V106H227ZM240 107H242V106H240ZM132 108V107H131ZM131 108H128V109H131ZM148 108H150V109H148ZM159 108H161V109H159ZM176 108H177V111H179L178 113L177 112H175L174 113V110L176 111ZM191 108H192V106L190 107V108H187V110L188 109H190L189 111H191ZM196 109H197V107H195ZM232 108V110L235 108V107H231ZM261 108V109H260ZM179 109V110H178ZM195 109V110H196ZM198 109V110H199ZM230 109V108H229ZM159 110V111H158ZM194 110V112H196ZM206 110H200V111H206ZM232 110H230V113H233L232 115L234 116L235 114H234V111H232ZM260 110L262 111L261 113H260ZM161 111V112H160ZM156 112V113H155ZM52 113H53V115H52ZM147 113H149V114H147ZM153 113H154V115H153ZM171 113V114H170ZM175 114V115H172V114ZM218 115H217V114ZM220 113V114H219ZM229 113V115H231ZM1 114V113H0ZM51 116H50V115ZM63 114V113H62ZM162 114V113H161ZM167 114H166V116H167ZM5 114H2L1 115V117L3 116V117H5L4 116ZM20 115V114H19ZM40 115V118H42L43 119V117ZM144 115V116H143ZM146 115V116H145ZM221 115H223V114H221ZM6 116H8V114L6 115ZM16 116V115H15ZM46 116V117H45ZM62 116V117H61ZM168 116V117H169ZM211 116H212V114H211ZM210 116V117H211ZM225 116H227V115H225ZM224 116V117H225ZM0 117V118H1ZM3 117L0 119V123L4 120V119H6V118H8V119H6V120H4V123L8 126V124L10 125V126H8L7 128H8V132L10 133H8L9 134V136H10V138L9 137H7L5 140H4V138L2 139V143H0V178L2 177V180L0 181V183H2L1 185H0V188H1V186H2V188L5 186V188H4V190L3 189H0L1 190V196L5 199V201L3 202V203H0V212L2 213V215H0V216H3V214L5 215V216H15V217H18L17 219H23V220H25L23 223H15L14 224V222H13V224L11 225L10 223H9V225H10V227H9V225H8V227L6 226V227H4L3 226V229L1 228L0 229V264H41V262H40V260H34V262H33V259H32V261L30 260V258L33 256V255H31V254H36V253H42V252H44L45 254H46V252H48L46 255H48L50 252V255H52V257L49 259V258H45V260L44 261H42V263L44 264H106V262L105 263H103L104 261H107V264L108 263H110V261L107 259H105V256H104V254H112V252H117L118 250L119 251H121V253L122 252H124L125 253V251L128 249V246L130 245V246H132V250H137L136 248H138V247H140V248H138V250H139V252H140V249L142 248V246H139L140 245V243H138V241H140L141 240V238L140 239H135V238H133L134 236L136 237V238H138L140 235L139 234H137V231L136 230H139L140 229V227H141V225L142 224H139V223H141V222H138V224L139 225H137L136 224V220H138L137 219V217H134L135 215H129V216H127V218L125 217L124 218V220H121V221H114V220H112V218H108V220L107 221H102L101 222V220L98 222V223H90V224H82V225H79V226H72L71 225V221H73V220H75L76 221V219H78V218H91L92 220L93 219H95L97 216H99V211H100V209L99 208H102V210L104 209V208H109L108 206H111V207H114L115 205H118V204H123V202L125 201V200H127V201H129V202H127V203H130V202H132V201H134L133 200V196L131 195V193L130 192H128V191H126L123 187H122V185L119 187V185H117V181L116 182H113L112 180H111V178H109L110 176L107 174V172H105L106 170H104V169H100V167H99V169L100 170H102V171H100V170H98L97 169V167L94 169L92 166H91V164L94 162V164H95V158H97V156L96 157H94L95 155H90V153L88 152H85L84 154L83 153H80L81 151V149H80V147H79V144H76L75 145V143L76 142H74L73 140H60V141H54L53 143H51V144H45V146H44V144L43 145H39L38 143H37V147H33V150H34V148H35V150L34 151H36V152H40V153H37L36 154V152H34L32 155H34V156H32V155H30V154H28V152H26L25 153V148H23V152H21L22 150H20V149H18L19 147H22L23 145L25 146L26 144V142H25V140H27V139H25V136H28V137H26V138H28L29 139V132L31 131V133L34 131L35 132V130H30V131H27V129L29 130L30 128H27V129H25L24 128V126H26V124L25 123H23L24 124V126H23V129H22V131L23 132H21V134L22 135H20L19 134V132L17 133V131H18V129H19V125H21V124H19V125H17L18 123H17V121H20L19 119L17 120V116L15 117L16 119H15V122H14V124H11L12 123V121L11 120H9V119H11L10 118V116H8V117H5L4 119H3ZM13 117V116H12ZM160 117V115L158 116V118ZM167 117V118H168ZM223 117V116H222ZM229 117V116H228ZM235 117V116H234ZM19 118V117H18ZM22 118V121H23V116L21 117ZM26 118V117H25ZM60 118H63V119H60ZM163 119L164 118H166V117H162ZM170 118V117H169ZM168 118V119H169ZM205 118H202L203 120L205 119ZM213 118V117H212ZM215 118V117H214ZM227 118V117H226ZM264 118V117H263ZM29 119V118H28ZM27 119V120H28ZM46 119V120H45ZM198 120V121H196V120ZM209 119V118H208ZM216 119V118H215ZM217 119H219V117H217ZM234 119V118H233ZM232 119V120H233ZM2 120V121H1ZM7 120H9L11 123H9V122H6ZM25 120V122H26V119H24ZM58 120H59V122H58ZM174 120H175V118H174ZM173 120V122L174 123H176L177 124V122H175ZM195 120V121H194ZM239 120V119H238ZM253 120H254V122H253ZM258 119H256V121H257ZM21 121V122H22ZM42 120H40V122H41ZM177 121V120H176ZM215 121H217V120H215ZM225 121H224V123H225ZM227 121V122H228ZM235 121V120H234ZM24 122V121H23ZM31 122V121H30ZM58 122V123H57ZM66 122H67V120H66ZM160 122V121H159ZM172 122V121H171ZM172 122V123H173ZM202 122V121H201ZM209 122V121H208ZM207 121L205 122L206 123V125L207 124H211L210 122L208 123ZM252 122V123H251ZM257 122H259V121H257ZM256 122V123H257ZM8 123V124H7ZM165 123V122H164ZM168 123V122H167ZM171 123V124H172ZM179 123V122H178ZM183 123H185V122H183ZM183 123H179V124H182V125H184ZM197 123V124H198ZM214 123V122H213ZM212 123V124H213ZM217 123V122H216ZM245 123V124H244ZM246 123L247 124H249L248 126H246V127H244V125H246ZM259 123H261V122H259ZM22 124V125H23ZM28 124V123H27ZM62 124H64V123H62ZM130 124V123H129ZM148 124V123H147ZM169 124H170V122H169ZM170 124V125H171ZM178 124V125H179ZM192 124H194V123H192ZM203 124V123H202ZM215 124V123H214ZM243 124V127H244V129H243V127L241 128V125ZM14 125H17V127L15 126L14 127ZM177 125V126H178ZM200 125H201V123H200ZM200 125H196V127H194L193 129H190V130H192V132L194 133V131H195V133L196 132H199V131H197V129H199V128H197L198 126H200ZM230 125V126H231ZM19 126V127H18ZM145 126V125H144ZM176 126V125H175ZM205 126V124L204 125H202V127H201V129L203 128ZM212 126V125H211ZM163 127H165V126H162V128L161 129H163ZM171 127H174V125L172 126L171 125ZM180 127V126H179ZM212 127H214L215 128V126L213 125ZM226 127V128H227ZM160 128V127H159ZM168 128H170L169 127V125H168ZM239 128H240V130H239ZM246 128V129H245ZM33 129V128H32ZM41 129H43V128H41ZM46 129V128H45ZM165 129H167V127L165 128ZM175 129H176V127H175ZM180 128H178V130H179ZM241 129H243L242 131H241ZM260 130H258V131H254L253 130V133L254 132H256V134L254 135V136H258L257 135V133H260L261 135H262V133H263V135H264V132H260V131H262L261 129L262 128H259ZM158 130V129H157ZM170 131L169 132H174L173 131V128H172V130L171 129H169ZM181 130H182V128H181ZM189 130V131H190ZM194 130V131H193ZM204 130H207V129H204ZM249 130V131H248ZM25 131V132H24ZM41 131V130H40ZM151 131V130H150ZM162 131H164L165 132V130L163 129ZM167 131H168V129H167ZM166 131V132H167ZM180 131V130H179ZM34 132L31 134V135H33L34 134ZM41 132H43V131H41ZM153 132V131H152ZM157 132V131H156ZM161 132V131H160ZM200 132H202V130L200 131ZM241 132V133H240ZM27 133H29L28 135H27ZM158 133V135L160 134L161 135V133H159V132H157ZM190 134H193V133H191V131L189 132ZM245 133V132H244ZM7 134V133H6ZM8 134H7V136H8ZM42 134V133H41ZM151 134V133H150ZM149 134V135H150ZM164 134V133H163ZM197 134V133H196ZM196 134H193V135H196ZM235 134H237V137L238 138H236V136H235ZM252 134V133H251ZM149 135H147V136H149ZM159 135V136H160ZM235 136L234 138H232L233 136ZM238 135H240V136H238ZM247 135H249V134H247ZM253 135V134H252ZM261 136V137H264V136ZM163 135H161V137H162ZM246 136V135H245ZM250 136V135H249ZM22 137H24V138H22ZM12 138V139H11ZM18 138H20L19 140H18ZM70 138V137H69ZM68 138V139H69ZM155 138H158V137H155ZM251 138H253V137H251ZM250 138V139H251ZM24 139V140H23ZM159 139V138H158ZM254 139V138H253ZM252 139V140H253ZM257 138H255L254 140H256ZM260 139V138H259ZM259 139H257L256 140V142H258V144H260L259 142ZM18 140V141H17ZM241 140H242V142H241ZM254 140H253V142H254ZM24 142V144L21 146V145H17V146H19L18 148H13V150H14V152H13V150H9V146H10V144H12L11 146H13L14 147V143L15 142H17V143H22V142ZM154 141V140H153ZM159 141V140H158ZM246 141V143H245V145H243L244 143L243 142H245ZM250 141V140H249ZM248 141V142H249ZM261 141L263 142L264 140H262V138H261ZM163 142V141H162ZM231 142H233L234 144V146L232 145V143ZM252 141H250L249 143H250V145L252 144L251 143ZM27 143H28V141H27ZM41 143V142H40ZM46 143V142H45ZM72 143L74 144V145H72ZM150 143V142H149ZM194 143V142H193ZM193 143H191V144H193ZM248 143V144H249ZM255 143V142H254ZM70 144V145H69ZM195 144V143H194ZM241 144V145H240ZM31 145V144H30ZM236 145V146H235ZM249 145V146H250ZM23 146V147H24ZM41 146V147H40ZM71 146H75V147H71ZM192 146V145H191ZM249 146H248V148H246V150L247 149H250L249 148ZM262 146V145H261ZM48 147V148H47ZM190 147V146H189ZM196 147V146H195ZM246 147H247V145H246ZM251 147V149H252V147H253V145L252 146H250ZM256 147V146H255ZM260 147V146H259ZM7 148V149H6ZM27 148H29V147H27ZM31 148V147H30ZM245 148V147H244ZM10 149H12V148H10ZM196 148H194V150H195ZM241 149H243V148H241ZM31 150V152L33 151L32 150V148L30 149ZM188 150H191V151H193V149H192V147H190V148H188ZM199 150V148H198V146H197V151ZM208 150H210V152H211V150H212V154H213V152H216V156H215V158H214V156L212 157V159H211V156H212V154L211 153H209V151ZM9 151H10V153H9ZM18 151H20V153L18 152ZM26 151H28V150H26ZM46 151H48V152H50L51 153V155H49L48 156V152H46ZM196 151V150H195ZM209 153L207 156L205 155V154H203V156H201L202 155V153H206L207 154V152ZM251 151V150H250ZM41 152H42V154H41ZM186 152V151H185ZM220 152H224L222 155L220 154ZM245 152V151H244ZM249 151L247 150V153H248ZM12 153V154H11ZM21 153H23V154H21ZM47 154V158H45L46 156H44V155H46ZM49 153V154H50ZM194 153V152H193ZM193 153L191 152V153H189L188 152V154H190V155H193ZM196 153V152H195ZM249 153H251V152H249ZM27 154V155H26ZM39 154V156H36V155H38ZM42 156H41V155ZM227 154V155H226ZM243 154H245V153H243ZM189 155V156H190ZM211 155V156H210ZM220 155H221V158H220ZM224 155H226V158L224 157ZM247 155V154H246ZM41 156V157H40ZM183 156H184V154H183ZM182 156V157H183ZM210 158H209V157ZM222 156L225 158L224 160L222 159ZM248 156V155H247ZM40 157V158H39ZM193 157V156H192ZM207 157V160H209V161H206V158ZM181 158V157H180ZM187 158V157H186ZM186 158H185V161L183 160L182 162H186L187 160H186ZM188 158H191V157H188ZM209 158V159H208ZM95 159V160H94ZM215 159V160H214ZM94 160V161H93ZM177 160V159H176ZM198 160V159H197ZM197 160H196V163H197ZM240 160V159H239ZM180 161V160H179ZM189 161V160H188ZM199 161L198 160V163H197V165L196 166H198V167H200L201 169H202V171L201 170H199L198 168H196V169H194L193 167H196L195 165L194 166H191L194 170H192V171H194V173H192V171H191V167H189L190 169V171L191 172H189V177H191V175L193 176V177H196V176H199L200 174L202 175V172H203V170H204V166H202L201 164H204V162L202 161ZM177 162H178V160H177ZM201 164H200V163ZM207 162V163H206ZM210 164H209V163ZM181 163V162H180ZM187 164H186V166L189 164L188 162H186ZM213 163H212V165H213ZM171 164H173V163H171ZM171 164H169V165H171ZM175 164V163H174ZM178 164V163H177ZM177 164H176V166H177ZM243 164V163H242ZM181 165V164H180ZM200 165V166H199ZM174 166V165H173ZM182 166H184V165H182ZM188 166H190V164L188 165ZM188 166H187V169H188ZM203 168H202V167ZM224 166V167H225ZM227 166H228V164H227ZM205 167V170H208L207 168ZM223 167V168H224ZM163 168H165V167H163ZM167 168V167H166ZM165 168V169H166ZM182 169H183V167H181ZM223 168L221 169V168H217L216 170H211V169H209L208 170V172H209V176L210 175H212L211 177H208V175L206 176V178H210L211 179V181L212 180H214L213 181V183H215V186H210L209 184H210V182L207 184L208 186H209V189L208 188H206V189H208V191H206L205 190V188L203 189L202 188V190H201V192L202 191H204V192H202V193H208V194H212V195H214L215 196V198H213V199H219V200H221V202L222 201H228V202H231V201H229L228 200V193H229V195H230V192H231V189L232 188H235L236 189V187H232V185H234V184H232V183H230V180L232 181V179H230V172H227L226 171V169H227V167H226V169H224L223 170ZM164 169V171H166L167 172V174H168V171H169V173H170V169L169 168H167V169H169L168 171L167 170H165ZM181 169V170H182ZM197 169H198V171H197ZM176 170H177V167H176ZM184 170V169H183ZM195 170H196V172H195ZM204 170V171H205ZM164 171H162V172H164ZM188 171V170H187ZM186 171V172H187ZM201 171V172H200ZM213 171V172H212ZM235 171V170H234ZM165 172V173H166ZM178 172H180V174H181V176L182 175H185L186 176V174H185V172L183 171V173H181L182 171H177V173H175V175L172 177V174L170 175L173 179H175V176L177 177L178 176ZM200 173V174H198V173ZM206 172V171H205ZM212 172V173H211ZM192 173V174H191ZM198 175H197V174ZM204 173V172H203ZM207 174V172L205 173V174H203V175H206ZM232 174V173H231ZM169 175V174H168ZM196 175V176H195ZM203 175L202 176H200L201 178H203ZM244 175V174H243ZM232 176V175H231ZM169 177V176H168ZM205 177V176H204ZM241 177V176H240ZM184 178V177H183ZM182 179V178H181ZM191 179V178H190ZM230 179V180H229ZM194 180V179H193ZM200 180H203V179H200ZM206 180V179H205ZM233 180H235V179H233ZM3 181V182H2ZM198 181V180H197ZM217 181H218V183H217ZM172 182V181H171ZM173 182H177V181H174L173 180ZM202 182H205L204 180L202 181ZM235 182H237L236 180L234 181V183ZM239 182V181H238ZM201 183V182H200ZM212 183V184H213ZM217 183V184H216ZM230 183V184H229ZM6 184V185H5ZM175 184V183H174ZM178 184V183H177ZM201 184H203V183H201ZM232 184V185H231ZM238 184V183H237ZM200 185V184H199ZM200 186H203V185H200ZM207 186V187H208ZM236 186V185H235ZM199 187V186H198ZM230 187H231V189H230ZM238 188V187H237ZM201 189V188H200ZM199 189V190H200ZM125 190V191H124ZM195 190V189H194ZM230 192H229V191ZM194 192H196V191H194ZM200 192V193H201ZM233 192H234V190H233ZM236 193V192H235ZM19 194H22V196H20ZM196 194V193H195ZM237 194V193H236ZM19 195V196H18ZM197 196H198V194H196ZM204 195V194H203ZM202 195V196H203ZM211 195V196H212ZM209 196V195H208ZM228 196V197H227ZM199 197V196H198ZM213 197V196H212ZM196 198V197H195ZM205 198V197H204ZM231 198V197H230ZM229 198V199H230ZM200 199V198H199ZM203 199V198H202ZM206 199V198H205ZM212 199V198H211ZM194 200V199H193ZM207 200H209V199H207ZM215 200V201H216ZM202 201H204V200H202ZM206 201V200H205ZM212 201V200H211ZM214 201V202H215ZM218 201V200H217ZM216 201V202H217ZM121 202V203H120ZM197 202H198V200H197ZM194 203V202H192V200H191V203L193 204V205H195L194 207L195 208H197V205H198V203ZM214 202H213V208H215L216 207V205H214ZM227 203V202H226ZM189 204V203H188ZM219 204H223V203H219ZM199 205H202L203 206V204H199ZM209 205H212V202L209 204ZM208 206V204L205 206V207H207ZM219 206V205H218ZM221 206V205H220ZM192 207V206H191ZM190 206L187 208V209H189V212H190V210H194V209H192ZM200 207V206H199ZM198 207V208H199ZM222 207V206H221ZM202 208V207H201ZM209 208H210V206H209ZM216 210H217V208H215ZM220 209V208H219ZM221 209H223V208H221ZM105 210V209H104ZM103 210V211H104ZM199 210V209H198ZM201 210V209H200ZM199 210V211H200ZM207 211H208V209H206ZM224 210V209H223ZM188 211V210H187ZM191 211V212H192ZM205 211V210H204ZM204 211H200V212H204ZM206 211V212H207ZM210 211H212L211 209H210ZM220 212V211H219ZM221 212H222V210H221ZM226 212V211H225ZM193 213V212H192ZM101 214H103V212L101 213ZM195 214V213H194ZM208 215H209V213H207ZM217 214V213H216ZM215 214V215H216ZM137 216V215H136ZM214 216V215H213ZM4 217V216H3ZM200 217H201V215H200ZM203 217H205V216H203ZM215 217V216H214ZM13 218V217H12ZM2 219V218H1ZM36 219H50V220H52V222L50 221V222H46V223H44V224H42V225H37V223H35L34 221L36 220ZM197 219H199V217H197ZM202 219V218H201ZM207 219V218H206ZM213 219V218H212ZM211 219V220H212ZM3 220V219H2ZM2 220H0L1 222H2ZM143 220V219H142ZM142 220H138V221H142ZM214 220V219H213ZM4 221V220H3ZM217 221H218V219H217ZM0 222V223H1ZM205 222V221H204ZM262 222V219L260 220V222H258V224L259 223H261ZM137 225H135V224ZM263 223H264V218H263ZM2 224H3V222H2ZM4 224H5V222H4ZM3 224V225H4ZM209 224H211L210 222H209ZM209 224H207L208 226H210ZM217 224V223H216ZM219 224V223H218ZM217 224V225H218ZM1 225V224H0ZM212 225H213V223H212ZM12 226V227H11ZM143 226V225H142ZM147 226V225H146ZM259 226H261L260 224H259ZM264 226V224H262V226L261 227H263ZM1 227V226H0ZM136 227V230H134V228ZM144 227H145V225H144ZM212 227V226H211ZM214 227H217V226H214ZM209 229V227H206V229ZM264 228V227H263ZM262 229V228H261ZM142 230V228L139 230V231H141ZM203 230H204V228H203ZM209 230H211V229H209ZM215 230V229H214ZM213 230V231H214ZM263 230L264 229H262L261 230V232H262V235H264L263 233ZM138 231V232H139ZM147 231V230H146ZM206 232H208V231H206L205 230V232H203V233H206ZM209 232H211V231H209ZM215 232V231H214ZM217 232V231H216ZM260 232V233H261ZM259 233V234H260ZM208 235L210 234L211 235V233H207ZM214 234V233H213ZM206 235V234H205ZM261 235V234H260ZM46 237V238H45ZM45 238V239H44ZM204 238H208V237H206V236H204ZM135 239V241L136 242H132L131 243V241H133V240ZM142 240H144V239H142ZM134 243H138V245H136V244H134ZM144 243V242H143ZM159 243V242H158ZM131 244H134V245H136V247H134V245H131ZM125 246H126V248H125ZM129 246V247H130ZM144 246V245H143ZM145 246H146V243H145ZM151 246V245H150ZM152 246H153V244H152ZM155 246H156V244H155ZM56 247V248H55ZM123 247V248H122ZM154 247V246H153ZM55 248V249H54ZM116 248V249H115ZM126 249V250H125ZM55 250V253H53V251ZM124 250V251H123ZM129 250H131V248L129 249ZM128 250V251H129ZM258 250V251H257ZM256 250V253L255 254H257V261L258 262H260V264L262 263V264H264V248H261V250L260 249H257ZM134 252H137V251H134ZM120 253V252H119ZM123 253V254H124ZM39 254V255H40ZM53 254H57V256L60 258V259H57L56 257H54L53 256ZM126 254H127V251H126ZM125 255V254H124ZM127 256H129V254L127 255ZM30 257V258H29ZM45 257V256H44ZM116 257V256H115ZM118 257V256H117ZM129 257H131V256H129ZM120 258V257H119ZM104 260V261H103ZM167 259H160V260H157V261H155V263L154 264H171V263H168L167 261H166ZM171 260V259H170ZM103 261V262H102ZM49 262V263H48ZM167 262V263H166ZM112 263V262H111ZM110 263V264H111Z\"/></svg>", "mask_w": 264, "mask_h": 264}]
</instances>
